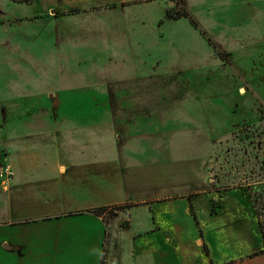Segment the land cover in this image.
<instances>
[{"label":"rangeland","instance_id":"obj_1","mask_svg":"<svg viewBox=\"0 0 264 264\" xmlns=\"http://www.w3.org/2000/svg\"><path fill=\"white\" fill-rule=\"evenodd\" d=\"M21 1L0 0V223L52 212L39 205L53 198L63 202V180L33 176L56 171L61 155H97L103 175L116 176L102 179V199L114 187L120 203L195 183L217 194L241 181L259 183L260 176L235 169L240 140L264 143V108L261 123L253 111L264 107L254 95L264 80L253 78L264 76V0L209 2L215 8L207 27L159 18L157 5L63 20L57 10L40 16L47 0ZM240 6L257 17L238 18ZM258 149L263 155L264 145ZM253 153L246 151L248 169ZM5 167L11 175L2 174ZM70 190L61 212L91 202L85 191ZM250 197H260L264 234V187ZM6 237L0 231V243Z\"/></svg>","mask_w":264,"mask_h":264},{"label":"crops","instance_id":"obj_2","mask_svg":"<svg viewBox=\"0 0 264 264\" xmlns=\"http://www.w3.org/2000/svg\"><path fill=\"white\" fill-rule=\"evenodd\" d=\"M214 1L222 0H47L40 16L57 10L67 15L63 20L78 19L89 13L116 14L141 5H157L161 10L159 18L162 15L163 19L177 21L167 15L171 6L177 5L195 18L197 27H207V19L214 17L211 12L215 8L209 2ZM202 6L206 9L200 13L191 11ZM257 12L240 6L237 17L254 18ZM263 38L264 29L258 41ZM253 78L258 83L264 80V76L259 81L256 75ZM254 95L261 100L264 91L256 90ZM263 108L254 107L257 123L262 121ZM96 156L61 155L56 159V171L33 173L36 179L39 177L38 183L63 180V202L71 187L85 191V199L91 202L80 210L61 212L63 202L53 198L55 203L39 205H49L52 212L42 208L45 211L33 214L32 219L0 223V231L7 234L0 243V264H264V234L246 185L217 194L219 189L204 188L202 182L182 190H168L144 202L120 203L116 200L118 189L109 191L114 187L106 188L102 199V179L116 176L103 175L101 159ZM85 166L88 169H81ZM118 206L125 208L113 211L107 218L108 212ZM101 208H106V212H96ZM0 216L4 217L5 211ZM7 226L18 229L7 230Z\"/></svg>","mask_w":264,"mask_h":264},{"label":"flooded vegetation","instance_id":"obj_3","mask_svg":"<svg viewBox=\"0 0 264 264\" xmlns=\"http://www.w3.org/2000/svg\"><path fill=\"white\" fill-rule=\"evenodd\" d=\"M255 92V91H254ZM252 96V94H250ZM256 107V106H254ZM253 107V108H254ZM254 111V110H253ZM249 113V112H248ZM248 113L246 114V118L247 119V116H248ZM255 119L256 120V116L254 115ZM245 119L239 124V125H236L235 127H237L238 131H240L239 134H243V130L246 128V125H245ZM244 139V138H243ZM264 145V143H262L261 140H256L255 139V144H248L246 141L244 140H240L239 143H238V146H239V152L243 154H241L239 156L240 160H241V165L238 164V168L235 169V171L237 170L238 172H240L244 177H246V174L250 175V173H252V175H250V177H253V178H257L260 176V180H259V183L257 184H251L249 182V180H245L246 182L244 181H241L243 182V184L239 187H234V188H242L244 185L247 186L248 190H249V194L251 195V192L253 193H260V190L262 187H264V160H263V155L260 154L258 148H260V146ZM253 148V151L255 153H253V157H254V160H253V164H252V169H248L245 167V164H246V160H245V157H246V151L248 150V152H250V148ZM229 150L227 149V152ZM257 151L259 153H257ZM230 154V153H229ZM226 155H228V153H226ZM248 155H251L248 154ZM232 157H235L233 154H232ZM250 166V165H249ZM250 179V178H249ZM252 185V186H251ZM224 190H227V189H230V188H223ZM257 197V196H256ZM250 198V197H249ZM253 198H251L250 200L252 201L254 207L256 208L255 212L257 214V216L259 217V212H258V209H257V201L260 199V197H258V199H254L252 200ZM261 214V213H260ZM260 219V218H259Z\"/></svg>","mask_w":264,"mask_h":264},{"label":"trees","instance_id":"obj_4","mask_svg":"<svg viewBox=\"0 0 264 264\" xmlns=\"http://www.w3.org/2000/svg\"><path fill=\"white\" fill-rule=\"evenodd\" d=\"M10 1H13V2H26V1H21V0H10ZM167 14L173 20H179L181 18H186V19H188L190 21V23L194 27L197 26L196 23L193 21V19L189 16V14L186 11H184V10L171 11V9H170ZM123 208H124V206H118L116 208H112V211L108 212L107 218L113 215V211H115V210H122ZM106 210H107L106 208H101V209H98L96 212H98L99 214H103L104 212H106ZM205 252L207 253V251H205Z\"/></svg>","mask_w":264,"mask_h":264},{"label":"built area","instance_id":"obj_5","mask_svg":"<svg viewBox=\"0 0 264 264\" xmlns=\"http://www.w3.org/2000/svg\"><path fill=\"white\" fill-rule=\"evenodd\" d=\"M1 171H2V174L6 175V176H9L12 174V173H10L9 167L2 168Z\"/></svg>","mask_w":264,"mask_h":264}]
</instances>
